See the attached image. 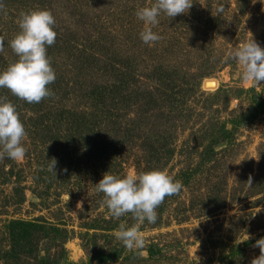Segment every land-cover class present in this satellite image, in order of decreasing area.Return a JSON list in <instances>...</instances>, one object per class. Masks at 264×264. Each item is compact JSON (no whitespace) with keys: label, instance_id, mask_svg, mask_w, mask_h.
I'll return each instance as SVG.
<instances>
[{"label":"rangeland","instance_id":"rangeland-1","mask_svg":"<svg viewBox=\"0 0 264 264\" xmlns=\"http://www.w3.org/2000/svg\"><path fill=\"white\" fill-rule=\"evenodd\" d=\"M192 2L173 18L161 13L152 26L160 39L146 44L135 11L154 0H0V70L16 59L8 41L21 11L46 9L56 21L46 46L52 95L19 99L25 153L6 161L12 177L10 164L0 172V264L16 263L8 254L17 252L19 264H250L259 255L264 82L242 80L228 53L251 38L264 47V0ZM35 106L53 129L34 130ZM153 168L181 185L156 221L114 218L95 190L102 174ZM10 219L44 225L35 246L6 252L21 228ZM121 223L137 228L143 247L115 238ZM52 226L68 230L63 247Z\"/></svg>","mask_w":264,"mask_h":264},{"label":"clouds","instance_id":"clouds-1","mask_svg":"<svg viewBox=\"0 0 264 264\" xmlns=\"http://www.w3.org/2000/svg\"><path fill=\"white\" fill-rule=\"evenodd\" d=\"M252 2L255 3V0ZM192 3V0H154L150 5L137 8L135 15L144 25L139 32L142 42L149 44L160 39L152 26L159 22L161 13L173 18L186 13ZM55 23L54 16L46 9L19 13L18 31L8 41V47L16 59L0 70V88H7L14 96L28 103H39L52 95L47 86L55 80V72L46 54V46L55 42ZM228 56L241 66L242 80L264 82V47L253 38L241 43ZM24 136L25 128L15 106L0 100V155L13 160L22 158L25 153L22 144ZM55 165L56 159L53 158L48 164L49 170L55 171ZM180 188L179 182L156 168L124 176L106 171L95 183L96 192L103 193L104 203L114 218L131 213L139 221L147 220L149 223L156 221L155 210L165 196L177 193ZM114 235L128 249L144 245V239L135 226L121 223ZM255 245L260 252L251 259L250 264H264V237L256 239Z\"/></svg>","mask_w":264,"mask_h":264},{"label":"trees","instance_id":"trees-1","mask_svg":"<svg viewBox=\"0 0 264 264\" xmlns=\"http://www.w3.org/2000/svg\"><path fill=\"white\" fill-rule=\"evenodd\" d=\"M8 96H6V94H3L1 93L0 94V100H3V101H6V102H10L12 103L15 108L17 107L16 105L19 104V98L18 97H14L15 99V103L13 101V96L9 94H7ZM34 109L36 111H34L33 113L31 112V114H33L32 116H35V119L31 122V123H34L35 125L32 126L34 128V130L38 133H42V132H45L48 130H51V128L53 129L51 123L54 122L55 119H50L51 117L50 116H46V112H42V109H39L37 108L36 106L34 107ZM37 115V116H36ZM46 116V117H44ZM32 120V119H31ZM30 122H28V124H31ZM50 124V125H48ZM30 126V127H31ZM25 156H27L25 154ZM1 159H4L2 160V163H0V172H4V169L6 168V166L8 164H10V166L8 167L9 170H8V174L11 175V177L13 176V168H14V164H13V161L11 160L9 163H6V161L9 160V158L7 156H4V155H0V160ZM6 173V171H5ZM8 175V176H9ZM86 205L83 206V208L85 207ZM121 220V218H119V221ZM8 223H9V227H10V224L11 226L15 224V226H21V228L17 231H15L13 229V232H14V246H13V249H7L6 252H14L15 247H19V248H25L27 245H29L30 248H32L31 246H35V238H31V235L34 234L35 232H38L37 230H39L40 228H43L44 225L42 224H33V222L31 221H27V220H21V219H10L8 220ZM38 226V228H36L35 226ZM23 226V228H22ZM88 227V225H87ZM49 228V227H48ZM51 232H49V235H50V240L51 241H54V243H57L58 245L62 246L64 245V242L65 240L68 238V230H66L65 228L63 227H58V226H52L51 228ZM94 235V234H93ZM83 248L85 250H88V248L86 249L85 247V244H83ZM97 253V258L99 256H101L102 252L100 251H95V254ZM18 252L16 253V255H12L11 256V253L8 254V258L11 259L12 261L14 260H17L16 263H13V262H10L9 260L6 261L7 264H19L18 263V259H19V255H17ZM26 262L23 261L22 264H25Z\"/></svg>","mask_w":264,"mask_h":264},{"label":"bare ground","instance_id":"bare-ground-1","mask_svg":"<svg viewBox=\"0 0 264 264\" xmlns=\"http://www.w3.org/2000/svg\"><path fill=\"white\" fill-rule=\"evenodd\" d=\"M206 86H208V87H214V86H216V82L215 81H209L208 84H206Z\"/></svg>","mask_w":264,"mask_h":264}]
</instances>
